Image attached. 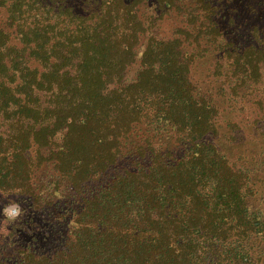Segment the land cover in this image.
<instances>
[{"label":"trees","instance_id":"trees-1","mask_svg":"<svg viewBox=\"0 0 264 264\" xmlns=\"http://www.w3.org/2000/svg\"><path fill=\"white\" fill-rule=\"evenodd\" d=\"M222 1L0 0V190L37 202L49 168L70 222L0 264H264V159L229 153L240 123L191 78L220 50L231 94L264 96V36L218 38Z\"/></svg>","mask_w":264,"mask_h":264},{"label":"rangeland","instance_id":"rangeland-1","mask_svg":"<svg viewBox=\"0 0 264 264\" xmlns=\"http://www.w3.org/2000/svg\"><path fill=\"white\" fill-rule=\"evenodd\" d=\"M142 6L148 12L154 11L155 8L152 0H143ZM216 18L223 31L218 38H223L224 41L232 39L240 45L248 44L253 37L251 33L257 37L253 26L259 35L264 36V0H223ZM178 22L180 19L175 15L167 14L164 19L157 18L152 33L158 37H170ZM221 53L220 50L213 49L199 52L198 57L194 59L191 78L197 87L208 91L210 97L214 98L223 119H235L240 123L239 130L234 131L239 143L230 147L229 153L232 156L251 159V162H259V159L263 161L264 136L257 127L264 126V108L259 103V98L264 96L261 92L255 93L246 87H241L240 97L232 95L230 83L225 79L223 72L226 67L223 66ZM134 72L133 68L131 76ZM226 90L228 94L224 95ZM38 172L40 182L34 181L37 202L34 197L28 195L0 190V193L8 194L7 199L0 195V207L13 200L25 209L24 215L11 225L0 217L1 256L26 246L42 251L51 250L70 225L67 218L59 217L61 212H58L61 207L68 205L66 191L53 182L55 176L49 168L37 171V176Z\"/></svg>","mask_w":264,"mask_h":264},{"label":"clouds","instance_id":"clouds-1","mask_svg":"<svg viewBox=\"0 0 264 264\" xmlns=\"http://www.w3.org/2000/svg\"><path fill=\"white\" fill-rule=\"evenodd\" d=\"M4 198H8L7 193H0ZM25 209L17 201L10 200L9 203L0 207V217H3L7 224L11 225L24 215Z\"/></svg>","mask_w":264,"mask_h":264}]
</instances>
